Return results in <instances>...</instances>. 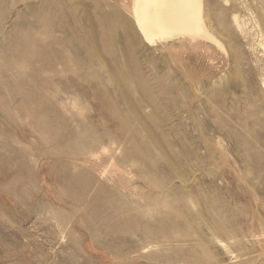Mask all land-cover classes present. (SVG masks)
Segmentation results:
<instances>
[{"label":"rangeland","instance_id":"1","mask_svg":"<svg viewBox=\"0 0 264 264\" xmlns=\"http://www.w3.org/2000/svg\"><path fill=\"white\" fill-rule=\"evenodd\" d=\"M145 1L0 0V264H264V0Z\"/></svg>","mask_w":264,"mask_h":264},{"label":"bare ground","instance_id":"2","mask_svg":"<svg viewBox=\"0 0 264 264\" xmlns=\"http://www.w3.org/2000/svg\"><path fill=\"white\" fill-rule=\"evenodd\" d=\"M199 13L200 0H146L135 16L145 36L174 30L207 34L196 24Z\"/></svg>","mask_w":264,"mask_h":264}]
</instances>
